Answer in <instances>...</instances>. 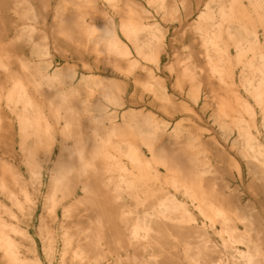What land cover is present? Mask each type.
Wrapping results in <instances>:
<instances>
[{"label":"bare ground","instance_id":"1","mask_svg":"<svg viewBox=\"0 0 264 264\" xmlns=\"http://www.w3.org/2000/svg\"><path fill=\"white\" fill-rule=\"evenodd\" d=\"M0 264H264V0H0Z\"/></svg>","mask_w":264,"mask_h":264},{"label":"clouds","instance_id":"2","mask_svg":"<svg viewBox=\"0 0 264 264\" xmlns=\"http://www.w3.org/2000/svg\"><path fill=\"white\" fill-rule=\"evenodd\" d=\"M62 181H58V183H61Z\"/></svg>","mask_w":264,"mask_h":264}]
</instances>
